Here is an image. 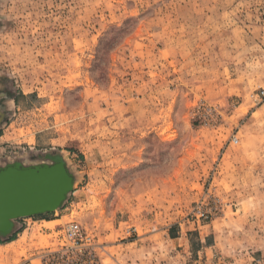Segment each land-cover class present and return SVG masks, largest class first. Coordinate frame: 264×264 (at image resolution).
Instances as JSON below:
<instances>
[{
    "label": "rangeland",
    "instance_id": "obj_1",
    "mask_svg": "<svg viewBox=\"0 0 264 264\" xmlns=\"http://www.w3.org/2000/svg\"><path fill=\"white\" fill-rule=\"evenodd\" d=\"M262 1L0 0V167L76 177L0 264H264Z\"/></svg>",
    "mask_w": 264,
    "mask_h": 264
},
{
    "label": "water",
    "instance_id": "obj_2",
    "mask_svg": "<svg viewBox=\"0 0 264 264\" xmlns=\"http://www.w3.org/2000/svg\"><path fill=\"white\" fill-rule=\"evenodd\" d=\"M76 177L61 159L35 164L14 161L0 167V236L15 229L19 219L43 216L62 208Z\"/></svg>",
    "mask_w": 264,
    "mask_h": 264
},
{
    "label": "built area",
    "instance_id": "obj_3",
    "mask_svg": "<svg viewBox=\"0 0 264 264\" xmlns=\"http://www.w3.org/2000/svg\"><path fill=\"white\" fill-rule=\"evenodd\" d=\"M261 11H262L263 19H264V0L262 1ZM202 216L209 218V215H207L206 213H202ZM71 232H72L71 233L72 237L76 236L79 233V227L78 226H72Z\"/></svg>",
    "mask_w": 264,
    "mask_h": 264
},
{
    "label": "trees",
    "instance_id": "obj_4",
    "mask_svg": "<svg viewBox=\"0 0 264 264\" xmlns=\"http://www.w3.org/2000/svg\"><path fill=\"white\" fill-rule=\"evenodd\" d=\"M16 235L17 231L7 236H0V244L13 241L16 238Z\"/></svg>",
    "mask_w": 264,
    "mask_h": 264
},
{
    "label": "crops",
    "instance_id": "obj_5",
    "mask_svg": "<svg viewBox=\"0 0 264 264\" xmlns=\"http://www.w3.org/2000/svg\"><path fill=\"white\" fill-rule=\"evenodd\" d=\"M53 213H49V214H46V215H52ZM35 217H32V218H29V220H34ZM26 219V218H25ZM25 219H23L25 221ZM29 220H26V221H29ZM55 220H52V219H39L37 220V222H41V223H44V224H49V223H52L54 222ZM179 234V232H177ZM175 240H177V238H175ZM201 242L203 243L204 242V239H201Z\"/></svg>",
    "mask_w": 264,
    "mask_h": 264
}]
</instances>
